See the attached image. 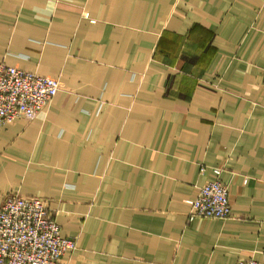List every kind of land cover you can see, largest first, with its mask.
I'll list each match as a JSON object with an SVG mask.
<instances>
[{
  "label": "crops",
  "instance_id": "1",
  "mask_svg": "<svg viewBox=\"0 0 264 264\" xmlns=\"http://www.w3.org/2000/svg\"><path fill=\"white\" fill-rule=\"evenodd\" d=\"M0 62L61 83L0 125V207L47 199L61 264L264 261V0H0ZM213 180L233 216L191 221Z\"/></svg>",
  "mask_w": 264,
  "mask_h": 264
},
{
  "label": "built area",
  "instance_id": "2",
  "mask_svg": "<svg viewBox=\"0 0 264 264\" xmlns=\"http://www.w3.org/2000/svg\"><path fill=\"white\" fill-rule=\"evenodd\" d=\"M61 89L58 79L0 62V125L17 118L34 120ZM190 220L231 216L228 188L220 180L208 181L189 201ZM76 237H64L49 214L48 200L9 194L0 207V264H61L77 248ZM237 264H264L241 258Z\"/></svg>",
  "mask_w": 264,
  "mask_h": 264
}]
</instances>
